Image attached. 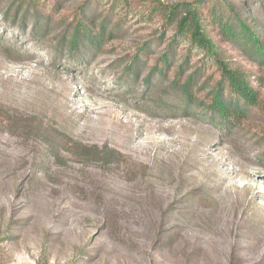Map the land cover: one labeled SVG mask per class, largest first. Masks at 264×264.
I'll list each match as a JSON object with an SVG mask.
<instances>
[{"label": "rangeland", "instance_id": "obj_1", "mask_svg": "<svg viewBox=\"0 0 264 264\" xmlns=\"http://www.w3.org/2000/svg\"><path fill=\"white\" fill-rule=\"evenodd\" d=\"M21 1L0 2V264H264V108L226 132L144 98L151 65L126 76L164 53L171 8L200 0H128L91 56L59 45L84 0H60L37 39L4 17ZM225 2L264 30V0Z\"/></svg>", "mask_w": 264, "mask_h": 264}, {"label": "trees", "instance_id": "obj_2", "mask_svg": "<svg viewBox=\"0 0 264 264\" xmlns=\"http://www.w3.org/2000/svg\"><path fill=\"white\" fill-rule=\"evenodd\" d=\"M61 3L60 0H22L15 6L14 15L12 10H6L4 17L8 22L12 19V25L23 32L30 23L31 38L37 39L50 31L51 22L60 14ZM120 7L132 11L128 0H84L63 22L67 23L59 42L63 51L71 44L89 56L105 50L120 31V26L110 25L111 19L119 17ZM46 13L49 15L45 17ZM238 13L225 0H200L195 6L187 2L173 6L166 14L167 19L164 17L165 28L174 32L167 39L162 35L161 40L168 42L164 53L152 60L149 53L138 55L126 76L137 78L151 65L144 98L154 93L160 95L166 108L178 106L176 109L180 111L196 114L200 111V115L212 117L215 125L226 132L242 129L249 117L264 108V30L251 26L250 14L244 19ZM183 43L188 46L180 50ZM233 48L241 55L232 56L229 50ZM246 60L253 61L258 68L254 70L244 64ZM138 86L136 80L128 85L133 90ZM172 98L177 100L176 105L171 103ZM50 154L55 152L51 150ZM262 157L264 164V154Z\"/></svg>", "mask_w": 264, "mask_h": 264}]
</instances>
